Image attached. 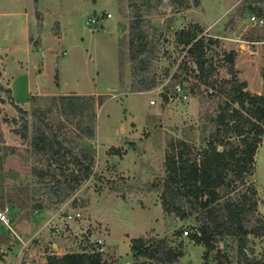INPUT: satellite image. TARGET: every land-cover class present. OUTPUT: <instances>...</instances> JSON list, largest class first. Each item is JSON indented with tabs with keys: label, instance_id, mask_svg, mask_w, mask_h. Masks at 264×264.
Masks as SVG:
<instances>
[{
	"label": "rangeland",
	"instance_id": "1",
	"mask_svg": "<svg viewBox=\"0 0 264 264\" xmlns=\"http://www.w3.org/2000/svg\"><path fill=\"white\" fill-rule=\"evenodd\" d=\"M183 2L0 0V212L8 214V223L0 220V264H41L56 251L53 243L61 244L62 252L80 251L89 244L87 236L94 244L101 239L102 250L118 264H130L132 238L176 241L178 230H183L185 248L178 264H202L204 248L190 240L193 218L165 213L161 203L171 143L184 139L201 149L211 130L201 119L199 95L188 87L187 100L174 95L172 75L185 55L175 33L198 24L202 35L219 38L215 51L236 50L238 77L247 81L251 93H262L264 23L251 19L258 14L250 6H264V1ZM107 13L112 16L87 24L91 16ZM137 19L154 44L147 76L157 84L148 91L132 90L129 33ZM221 58H212L217 65L213 78L230 76ZM71 94L92 99L88 112L94 116V138L78 137L75 124L53 105L55 98ZM39 109L47 110L48 121L69 138V146L94 156L92 176L81 183L71 203L57 201L51 189L56 180L40 182L33 173L42 165L32 155V130L28 138L20 133L24 120L32 123V113ZM255 159L248 181L257 189V213L264 217V139ZM77 212L80 217L64 224L66 214ZM55 225H63L61 232H55ZM248 247L256 259L250 264H264V237L250 236ZM229 249L233 264H247L235 244Z\"/></svg>",
	"mask_w": 264,
	"mask_h": 264
},
{
	"label": "trees",
	"instance_id": "2",
	"mask_svg": "<svg viewBox=\"0 0 264 264\" xmlns=\"http://www.w3.org/2000/svg\"><path fill=\"white\" fill-rule=\"evenodd\" d=\"M250 8L258 16H264V6ZM202 32L198 24L176 31L175 43L185 55L172 75V87L181 83L192 95H199L204 105L201 119L211 130L201 149L195 150L184 139L171 143L172 154L167 153L164 160L162 208L165 213L183 220L193 218L190 240L203 246L202 264H233L229 248L234 244L250 264L256 259L248 247L249 237H264V217L257 213V189L248 181L264 139V91L254 94L247 90V81L238 77L235 67L236 50L216 52L215 47L221 43L219 38ZM129 44L132 90H151L157 84L155 77L147 76L154 44L140 19L131 24ZM216 54L223 56L219 60L227 67L229 77L213 78L217 65L212 58ZM202 85L206 88L202 89ZM162 95L165 101L169 100L168 92ZM91 102L89 96L71 94L55 98L53 105L68 122L75 124L78 137L94 138V116L91 113L90 117L88 112L92 110ZM208 104L211 109L206 107ZM14 105L26 114V110ZM32 116V123L24 120L20 134L28 138L32 130V155L42 165L35 166L33 173L40 182L45 178L57 181L51 189L62 203L71 198L82 182L91 178L94 156L88 150L78 152L76 147L69 146V138L48 121L47 110L33 111ZM35 206L43 207L41 203ZM175 235L176 241L170 237L132 238L130 264H178L185 254L183 230ZM86 240L89 244L84 249L61 255L49 253L43 264H118L117 259L102 250L101 244H94L88 236ZM20 264L28 263L23 260Z\"/></svg>",
	"mask_w": 264,
	"mask_h": 264
},
{
	"label": "built area",
	"instance_id": "3",
	"mask_svg": "<svg viewBox=\"0 0 264 264\" xmlns=\"http://www.w3.org/2000/svg\"><path fill=\"white\" fill-rule=\"evenodd\" d=\"M112 16V14L111 13H107V14H105V16H103V17H94V16H91L88 20H87V24L89 25V26H92V25H97V24H99L101 21H104V17H107V18H109V17H111ZM251 19L255 22V23H257V24H262V23H264V18L263 17H260V16H256V15H253L252 17H251ZM174 95H176V96H178L180 99H182V100H187L188 98H189V92L185 89V87L181 84V83H177L175 86H174ZM68 201H70L69 199L68 200H66V201H64V202H68ZM64 202H62V203H64ZM69 203H71V201L69 202ZM66 204H68V203H66ZM81 216V214L79 213V212H77V213H75L74 215L73 214H71V213H68V214H66L65 216H64V224H68L70 221H71V219H73V218H76V217H80ZM0 220H1V222H3V223H8V214L6 213V212H0ZM62 227H63V225H55L54 226V230H55V232H61V230H62ZM185 233H188V231L187 230H185ZM90 239H91V237L90 236H88ZM96 243V242H95ZM102 243H103V241L101 240V239H98L97 240V244H101L102 245Z\"/></svg>",
	"mask_w": 264,
	"mask_h": 264
},
{
	"label": "crops",
	"instance_id": "4",
	"mask_svg": "<svg viewBox=\"0 0 264 264\" xmlns=\"http://www.w3.org/2000/svg\"><path fill=\"white\" fill-rule=\"evenodd\" d=\"M253 1V0H252ZM254 3H257V2H255L254 1ZM259 3V2H258ZM19 106H21L20 104H18ZM22 107V106H21ZM62 245L61 244H59V243H53V247H54V249L56 250V251H54V252H51V253H56V254H58V255H61V254H63V253H65V252H62V251H59V249H62V247H61ZM45 260H46V258L42 261V263L41 264H43L44 262H45Z\"/></svg>",
	"mask_w": 264,
	"mask_h": 264
},
{
	"label": "water",
	"instance_id": "5",
	"mask_svg": "<svg viewBox=\"0 0 264 264\" xmlns=\"http://www.w3.org/2000/svg\"><path fill=\"white\" fill-rule=\"evenodd\" d=\"M220 151H223V148L222 147L220 148Z\"/></svg>",
	"mask_w": 264,
	"mask_h": 264
}]
</instances>
